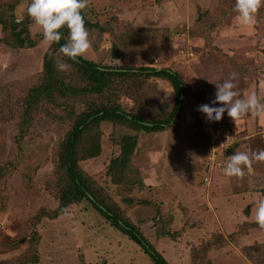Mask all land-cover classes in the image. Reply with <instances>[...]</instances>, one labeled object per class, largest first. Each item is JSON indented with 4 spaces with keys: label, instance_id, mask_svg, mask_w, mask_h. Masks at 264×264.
<instances>
[{
    "label": "rangeland",
    "instance_id": "rangeland-1",
    "mask_svg": "<svg viewBox=\"0 0 264 264\" xmlns=\"http://www.w3.org/2000/svg\"><path fill=\"white\" fill-rule=\"evenodd\" d=\"M14 1L0 0V264H32L33 246L34 264H151L88 202L50 218L58 206L64 138L77 114L106 99L127 113L169 122L156 132L101 123L100 154L78 162L97 194L111 198L169 264H264V228L255 222L264 162L254 161L240 178L223 174L234 152L264 150V113L234 122L225 112L208 122L197 111L214 99L209 80L220 83L230 73L237 98L251 92L264 98V6L254 25L242 26L235 0H88L83 14L101 29L86 27L90 47L81 57L112 68L178 73L186 90L169 120L176 95L155 75L118 79L113 93L64 94L29 108L46 54L63 85L85 82L71 60L48 48L27 14L30 0ZM19 27L29 39L23 45L14 35ZM60 62L70 67L61 71ZM124 134L136 137L128 173L141 183L132 186L107 172Z\"/></svg>",
    "mask_w": 264,
    "mask_h": 264
},
{
    "label": "trees",
    "instance_id": "trees-1",
    "mask_svg": "<svg viewBox=\"0 0 264 264\" xmlns=\"http://www.w3.org/2000/svg\"><path fill=\"white\" fill-rule=\"evenodd\" d=\"M17 2L14 1L13 4ZM12 4V5H13ZM83 14V11H82ZM84 15V14H83ZM85 17V15H84ZM16 26V25H15ZM13 27L16 29V27ZM85 27L100 28L97 24H91L85 18ZM20 28V27H19ZM62 38L59 44H53L51 47L59 50L60 46L67 42L68 30L62 28ZM22 29L14 32L18 39V44L23 45L29 40L22 36ZM31 43V42H30ZM115 52V48H112ZM48 55H50L48 53ZM68 58V57H67ZM69 59V58H68ZM70 60V59H69ZM71 62L78 67L80 78L85 84L76 87L71 84L66 86L59 82L56 78L51 59L47 54L43 62L44 72L42 84L33 88L27 99L28 107H34L43 100L55 101L56 97L64 95H86L97 94L101 95L106 92L113 93L114 85L117 80L125 82L131 77L137 76H163L172 85L176 99L175 107L171 111L169 117H174L179 112V106L185 94V83L181 76L167 68H151V67H106L82 58L77 57L76 61ZM29 113V110H28ZM108 123H122L132 128L135 131H149L156 132L163 130L164 125L168 123V118L162 120H148L138 114L127 113L119 105H113L108 99L102 104L89 107L87 110L77 114L69 128L63 144L61 152L59 153V164L57 168L61 174L60 183H58L57 201L58 206L50 218H56L62 215L69 206L77 205L81 202H88L92 209H94L104 220L114 229L124 235L130 242L136 244L143 256L148 258L151 264H169L157 252L154 244H152L135 225L129 217L125 216L120 210L119 206L109 197H104L97 194V188L91 183L90 177L79 167L78 162L86 158H93L100 154V124ZM119 142V154L112 158L107 172L110 174L114 182H119L125 185L132 186L135 183H141L134 175L128 173L130 171V159L133 150L136 146V137L130 134H124ZM83 154L80 153L79 148L83 145ZM86 155V156H85ZM161 233L158 236H162ZM35 255L31 257V263H37L38 258ZM195 264V263H193Z\"/></svg>",
    "mask_w": 264,
    "mask_h": 264
},
{
    "label": "clouds",
    "instance_id": "clouds-1",
    "mask_svg": "<svg viewBox=\"0 0 264 264\" xmlns=\"http://www.w3.org/2000/svg\"><path fill=\"white\" fill-rule=\"evenodd\" d=\"M88 6V0H30L27 14L42 29L43 38L48 48L59 44L62 38V28L68 30L67 42L60 46L59 51L73 62L82 56L90 47L89 33L85 27V17L82 11ZM264 6V0H235L232 11L237 22L242 26H252L256 23V13ZM47 50V49H46ZM69 64L60 62L58 69L67 70ZM236 73H230L227 79L215 84L214 99L198 106L197 111L203 114L208 122L219 121L224 113L235 122L247 114L258 116L264 113V98L251 92L244 98H237ZM219 103V106H216ZM231 147L227 145L225 148ZM254 161L264 162V150L257 152H234L223 167L226 177H243L245 169H250ZM255 222L264 228V199L256 201Z\"/></svg>",
    "mask_w": 264,
    "mask_h": 264
}]
</instances>
